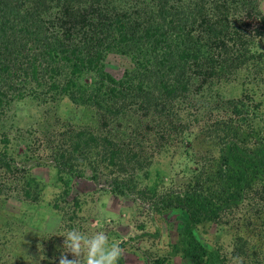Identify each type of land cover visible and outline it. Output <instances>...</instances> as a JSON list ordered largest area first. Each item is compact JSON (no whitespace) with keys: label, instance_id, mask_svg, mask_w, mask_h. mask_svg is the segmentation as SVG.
Listing matches in <instances>:
<instances>
[{"label":"rangeland","instance_id":"rangeland-1","mask_svg":"<svg viewBox=\"0 0 264 264\" xmlns=\"http://www.w3.org/2000/svg\"><path fill=\"white\" fill-rule=\"evenodd\" d=\"M256 3L261 16H241L253 51L263 53L262 58L234 73L229 83L177 99L161 115L134 106L104 125L98 112L66 97L55 99L22 72L12 77L15 88L0 108V151L5 148L18 170L0 167V264H59L63 255L73 259L58 235L73 227L105 232L109 242L123 248L124 264H192L175 251L183 240L186 214L161 212L158 200L170 191H184L197 162L208 152L218 153L208 138L214 121L231 113L225 100H243L244 115L256 128L264 126V0ZM112 67L108 70L121 76L122 67ZM91 78L87 74L83 82ZM81 130L99 139L109 136L119 145L124 154L115 158L117 165L110 163L107 151H99L103 141L76 150ZM63 152L72 160L73 172L59 171ZM153 186L154 196L148 192ZM194 232L202 244L220 252L225 264H264L260 194H249L220 222ZM238 236L248 239L244 253L236 249Z\"/></svg>","mask_w":264,"mask_h":264},{"label":"trees","instance_id":"trees-1","mask_svg":"<svg viewBox=\"0 0 264 264\" xmlns=\"http://www.w3.org/2000/svg\"><path fill=\"white\" fill-rule=\"evenodd\" d=\"M258 5L256 0H0V108L15 88L12 77L22 72L55 99L66 97L98 112L104 125L134 106L161 115L177 99L229 83L234 73L262 58L253 51L241 16H261ZM112 65L122 67L121 76L108 70ZM87 74L93 77L89 83L83 82ZM225 101L231 113L216 119L208 135L218 153L197 162L200 168L184 191L158 200L159 211L186 214L175 251L192 264H225L219 251L198 240L199 226L220 222L251 193L264 200V126L256 128L244 115L243 100ZM77 137L76 150L103 141L99 151L108 152L111 164L124 154L109 136L99 139L81 130ZM59 158V171L73 172L65 152ZM14 163L5 148L0 151V167L16 172ZM154 186L148 189L152 196ZM30 191L26 188L25 196ZM237 239L236 249L244 253L248 239Z\"/></svg>","mask_w":264,"mask_h":264},{"label":"clouds","instance_id":"clouds-1","mask_svg":"<svg viewBox=\"0 0 264 264\" xmlns=\"http://www.w3.org/2000/svg\"><path fill=\"white\" fill-rule=\"evenodd\" d=\"M58 235L65 238L64 248L74 257L68 259L63 255L59 264H120L123 248L118 242H109L103 231H82L73 227Z\"/></svg>","mask_w":264,"mask_h":264}]
</instances>
